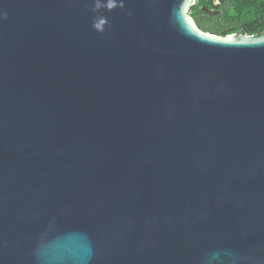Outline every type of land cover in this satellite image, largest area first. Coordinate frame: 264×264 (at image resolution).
<instances>
[{
	"label": "water",
	"instance_id": "95a60500",
	"mask_svg": "<svg viewBox=\"0 0 264 264\" xmlns=\"http://www.w3.org/2000/svg\"><path fill=\"white\" fill-rule=\"evenodd\" d=\"M195 4L0 0V264H264V30Z\"/></svg>",
	"mask_w": 264,
	"mask_h": 264
},
{
	"label": "trees",
	"instance_id": "16d2710c",
	"mask_svg": "<svg viewBox=\"0 0 264 264\" xmlns=\"http://www.w3.org/2000/svg\"><path fill=\"white\" fill-rule=\"evenodd\" d=\"M219 1L217 7L214 0L210 3L199 0L192 7L189 16L200 31L226 37L232 34L254 35L264 30V0Z\"/></svg>",
	"mask_w": 264,
	"mask_h": 264
},
{
	"label": "flooded vegetation",
	"instance_id": "af4514ba",
	"mask_svg": "<svg viewBox=\"0 0 264 264\" xmlns=\"http://www.w3.org/2000/svg\"><path fill=\"white\" fill-rule=\"evenodd\" d=\"M211 1L213 2V0H206L207 3H210ZM198 3H199V0H196V4H198ZM213 4L217 7L220 3L217 5L215 3H213ZM202 9H205V7L202 6ZM210 14H212V13H210Z\"/></svg>",
	"mask_w": 264,
	"mask_h": 264
}]
</instances>
